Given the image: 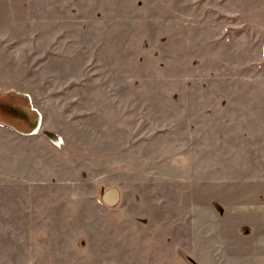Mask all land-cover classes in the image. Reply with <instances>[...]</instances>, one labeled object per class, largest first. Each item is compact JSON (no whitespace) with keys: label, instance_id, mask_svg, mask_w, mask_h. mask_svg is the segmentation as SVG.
I'll use <instances>...</instances> for the list:
<instances>
[{"label":"rangeland","instance_id":"rangeland-1","mask_svg":"<svg viewBox=\"0 0 264 264\" xmlns=\"http://www.w3.org/2000/svg\"><path fill=\"white\" fill-rule=\"evenodd\" d=\"M0 264H264V0H0Z\"/></svg>","mask_w":264,"mask_h":264},{"label":"bare ground","instance_id":"bare-ground-1","mask_svg":"<svg viewBox=\"0 0 264 264\" xmlns=\"http://www.w3.org/2000/svg\"><path fill=\"white\" fill-rule=\"evenodd\" d=\"M39 122H40L39 120H36V121H35V123H34V127H35V129H37V128L39 127Z\"/></svg>","mask_w":264,"mask_h":264}]
</instances>
